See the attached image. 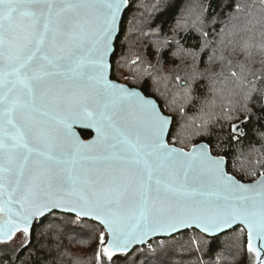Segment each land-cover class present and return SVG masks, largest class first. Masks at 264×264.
<instances>
[{"label":"snow or ice","instance_id":"6c2138e0","mask_svg":"<svg viewBox=\"0 0 264 264\" xmlns=\"http://www.w3.org/2000/svg\"><path fill=\"white\" fill-rule=\"evenodd\" d=\"M127 3L0 0V245L19 233L30 243L36 219L57 213L58 232L99 230L97 264L154 236L195 227L219 241L242 226L252 264H264V160L254 146L239 147L243 129L231 124L230 158L213 149L208 121L189 123L182 107L176 121L168 99L161 105L134 81L112 79L122 67L111 57ZM252 8L235 3L234 39L220 59L226 84L251 88L248 99L264 109V75L250 69L264 55V24ZM221 91L222 110L235 116ZM77 125L94 138L82 141ZM193 136L209 141L188 148ZM229 165L256 179L242 182Z\"/></svg>","mask_w":264,"mask_h":264},{"label":"trees","instance_id":"16d2710c","mask_svg":"<svg viewBox=\"0 0 264 264\" xmlns=\"http://www.w3.org/2000/svg\"><path fill=\"white\" fill-rule=\"evenodd\" d=\"M124 20L123 33L115 44L112 64L119 62L120 72L130 76L151 98L163 105L168 99L173 111L169 114L180 121L179 108L184 109L185 119L208 121L216 136L210 142L215 152L228 153L231 158L237 152V143L229 149L231 124L237 123L245 135L239 147L247 150L254 146L256 159L264 160V109L258 106V97L248 99L251 88L246 91L239 85L226 84L227 73L221 55L229 41L234 39L233 24L230 20L235 11L234 5H253L251 9L260 23L264 24V5L261 0H129ZM132 61H136L135 64ZM251 72L264 75V55L258 54L250 65ZM117 72H113L112 79ZM187 82L181 88L176 77ZM251 78V77H250ZM226 89L231 96L234 108L239 111L229 117L222 110V99ZM250 117L244 123L245 117ZM176 129H174V132ZM83 138L89 133L82 132ZM171 139V137H170ZM217 139L223 141L217 147ZM208 137L193 136L191 143L208 142ZM259 170V169H256ZM242 182H251L255 176H241V173L228 167ZM56 215H49L44 224L36 222L26 242L16 247L0 245V264H97L95 254L99 248V230L83 229L73 231L67 228L58 232ZM50 223L52 226L50 227ZM241 228L220 238L219 241L207 238L196 230L186 231L168 239H157L134 249L128 255H117L112 261L102 257L100 264H252L243 247ZM241 235L237 245L230 246L228 240L233 234ZM24 235V234H23ZM188 238L184 243L173 246L171 242ZM28 247L25 249L24 245ZM93 247L94 253L87 252ZM180 261H174L179 260ZM175 262V263H174Z\"/></svg>","mask_w":264,"mask_h":264},{"label":"water","instance_id":"95a60500","mask_svg":"<svg viewBox=\"0 0 264 264\" xmlns=\"http://www.w3.org/2000/svg\"><path fill=\"white\" fill-rule=\"evenodd\" d=\"M129 4H130V2H129V0H128V3L125 5V8H124V10H123L122 13H121V24H122V22H123V20H124V17H125V14H126L127 8L129 7ZM112 57H113V56H112ZM112 57H111V60H112ZM117 82H118V81H117ZM119 83H121V82H119ZM150 98H151V97H150ZM152 99H153V98H152ZM73 130L77 133V135L80 137V139H81L82 141H84V142H89V141H91V140L94 138V136H95V132H94V130L86 129V128H83V127H81V126H79V125H77ZM82 132L89 133L90 136H89L88 138L85 139V138L82 137V134H81ZM244 183H252V181H251V182H244ZM38 221H39V218H37L36 221H35L34 223L36 224V222H38ZM238 227L242 228V226H237L236 228H238ZM234 229H235V228H234ZM190 230H196L197 232H199L200 234L204 235L205 237L212 239L210 236L205 235L200 229L195 228V227H189V228H187L186 230H182L181 232L177 233L175 236H177V235H179V234H181V233H184V232H186V231H190ZM19 234H23V233H19ZM17 235H18V234H17ZM168 238H171V237H165V236H154V237L150 238L149 240H146V241H145L144 243H142V244H135V245H133V246L131 247V249L129 250V253H128V254H130V253H131L134 249H136V248L143 247V246L149 244L151 241H154V240H157V239H168ZM128 254H127V255H128ZM118 255H124V254H118Z\"/></svg>","mask_w":264,"mask_h":264},{"label":"rangeland","instance_id":"374dc122","mask_svg":"<svg viewBox=\"0 0 264 264\" xmlns=\"http://www.w3.org/2000/svg\"><path fill=\"white\" fill-rule=\"evenodd\" d=\"M116 78H117V79L119 80V82H121V83H129V82L134 81L133 78L130 77V76H126V75H124V74L121 75V72L117 73ZM125 78H127V79H125ZM134 82H135V81H134ZM135 83H136V82H135ZM240 233H241V231H240ZM241 234H242V233H241ZM233 237H234V239H230V240H228V244H229L230 246L237 245V242L240 243V241H239V239H240V237H241L240 234L235 233V234H233ZM187 239H188V238L181 239V240L178 239L176 242H171V243H172L173 246H175V245H179L180 243H184L185 241H187ZM25 242H26V238L24 237V235H23V234H18L17 237H16V239H14L11 243H12V245H14V246H16V247H20V246H22ZM86 251H87V252L90 251V253H94L93 247H91L89 250H86ZM180 259H181V258H179V260L177 259V260H174V261H175V262H176V261H180ZM175 262H174V263H175Z\"/></svg>","mask_w":264,"mask_h":264}]
</instances>
